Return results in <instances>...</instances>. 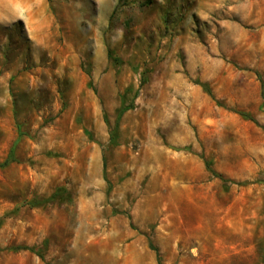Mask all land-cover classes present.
I'll use <instances>...</instances> for the list:
<instances>
[{
	"label": "rangeland",
	"instance_id": "rangeland-1",
	"mask_svg": "<svg viewBox=\"0 0 264 264\" xmlns=\"http://www.w3.org/2000/svg\"><path fill=\"white\" fill-rule=\"evenodd\" d=\"M262 85L264 0H0V264H264Z\"/></svg>",
	"mask_w": 264,
	"mask_h": 264
},
{
	"label": "trees",
	"instance_id": "trees-1",
	"mask_svg": "<svg viewBox=\"0 0 264 264\" xmlns=\"http://www.w3.org/2000/svg\"><path fill=\"white\" fill-rule=\"evenodd\" d=\"M114 61H117V63H118L119 60L118 59H114ZM197 84L200 85L206 93H208L210 96H213L212 91H211L210 87L207 84L202 83V82H197ZM128 93H130V91L129 92L127 91V94ZM261 95H262V99L264 101V85H262V94ZM130 109H131V106H126V100L123 99V105L118 111L117 123L121 120V118L124 116V114L127 111H129ZM239 115L243 119L255 122L254 118L248 113L239 112ZM115 130H118V125H116V129ZM14 161H15V159H14V149H12L10 151L9 156L7 157V159L3 163L0 164V169L2 170V169L7 168ZM205 166H206V169L214 177L220 179L224 183L226 189H229V187L231 185H237L238 184V183H236L233 180L225 179L221 174H219L215 170H213L212 167H211V163L210 162L205 161ZM248 184H249V182H245L244 183V185H248ZM70 199H71V196H70L69 192L66 189H64V188H60V189H57V191L52 196H50L49 198H47L45 200H35V201L31 202V205L33 207H35V206H41V205H44V204L55 203V202H57L59 200L70 201ZM150 247H151V249L156 251L158 264H163L158 249L156 247H154L153 244H150ZM12 249L15 250V251L24 250V251L35 252L34 248L28 247V246H18V247H14Z\"/></svg>",
	"mask_w": 264,
	"mask_h": 264
}]
</instances>
